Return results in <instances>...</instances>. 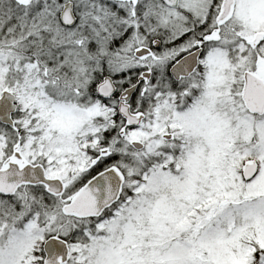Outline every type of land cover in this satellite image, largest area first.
I'll use <instances>...</instances> for the list:
<instances>
[{
  "label": "snow or ice",
  "instance_id": "obj_1",
  "mask_svg": "<svg viewBox=\"0 0 264 264\" xmlns=\"http://www.w3.org/2000/svg\"><path fill=\"white\" fill-rule=\"evenodd\" d=\"M0 264H264V0H0Z\"/></svg>",
  "mask_w": 264,
  "mask_h": 264
}]
</instances>
